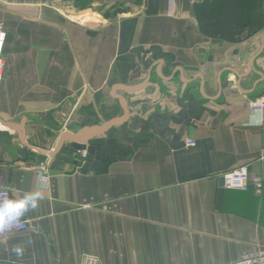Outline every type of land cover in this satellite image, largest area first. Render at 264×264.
<instances>
[{
  "label": "crops",
  "instance_id": "1",
  "mask_svg": "<svg viewBox=\"0 0 264 264\" xmlns=\"http://www.w3.org/2000/svg\"><path fill=\"white\" fill-rule=\"evenodd\" d=\"M223 1L2 0L0 187L44 198L27 231L0 239V264H228L264 247V192L222 178L264 175V110L249 109L264 95V25L203 34L200 15L222 20ZM91 10L111 14L75 15ZM123 118L92 141L98 171L65 149L41 185L34 166L65 131Z\"/></svg>",
  "mask_w": 264,
  "mask_h": 264
},
{
  "label": "built area",
  "instance_id": "2",
  "mask_svg": "<svg viewBox=\"0 0 264 264\" xmlns=\"http://www.w3.org/2000/svg\"><path fill=\"white\" fill-rule=\"evenodd\" d=\"M6 43V33L3 30L2 24L0 23V85L4 78L5 59L3 56L4 48ZM250 117L254 119L256 115L260 114L264 110V96L256 101L249 102ZM195 140H188V146H194ZM51 161L50 157L42 159L39 163L34 166L37 172L38 178L41 182V178L46 179V185L51 184ZM224 185L228 189H239L243 191H253L258 195H262L264 192V175L261 173H250L247 167H241L232 170L224 174ZM13 198L12 188L0 187V200ZM30 221L24 216L12 225L8 230L0 232V239L6 238L13 234H19L29 229ZM81 264H100V258L96 255L85 256ZM228 264H264V247L253 248L244 252L237 260Z\"/></svg>",
  "mask_w": 264,
  "mask_h": 264
},
{
  "label": "trees",
  "instance_id": "3",
  "mask_svg": "<svg viewBox=\"0 0 264 264\" xmlns=\"http://www.w3.org/2000/svg\"><path fill=\"white\" fill-rule=\"evenodd\" d=\"M93 0H74V4L78 7H83ZM263 0H228L223 1L222 20L211 22L212 12L211 8H206L205 13L200 15L201 32L210 36H222L224 38L234 40L245 31L248 26L249 20L251 25L260 26L264 25V15L262 10ZM121 9L114 10L112 15L119 13ZM106 16L110 12H106ZM250 25V24H249ZM260 29V28H258ZM258 29L254 31H258ZM252 32V30H250ZM253 33V32H252Z\"/></svg>",
  "mask_w": 264,
  "mask_h": 264
},
{
  "label": "water",
  "instance_id": "4",
  "mask_svg": "<svg viewBox=\"0 0 264 264\" xmlns=\"http://www.w3.org/2000/svg\"><path fill=\"white\" fill-rule=\"evenodd\" d=\"M144 49L141 47H137L135 49V54L137 55V53L139 51H143ZM145 53H148L145 51ZM255 99V98H254ZM125 112H127L126 110V102H125ZM1 120V119H0ZM125 120V118L119 120V121H114V122H108L107 124H105L102 127H99L97 129L91 130L92 127L89 128H84L78 131H65L59 138L56 147L48 152L47 154L50 157H57L60 152H62L63 150H67L72 154H80V155H84V153L86 152V157H90L92 159V163L90 166V170L93 172H96L100 169V167L102 166V164L105 162V159H98L97 158V146L95 144L92 143V141L95 139H98L101 137L102 133L107 130L108 128L114 126V125H118L121 124L123 121ZM2 121V120H1ZM4 123V122H3ZM193 127H190V136L192 135L193 132ZM18 132L20 134H23V130L22 128L18 130ZM96 135V136H95ZM22 136V135H21ZM23 142H25L26 138H22ZM20 155L25 156L24 158L27 159V150L26 149H22L18 151Z\"/></svg>",
  "mask_w": 264,
  "mask_h": 264
},
{
  "label": "clouds",
  "instance_id": "5",
  "mask_svg": "<svg viewBox=\"0 0 264 264\" xmlns=\"http://www.w3.org/2000/svg\"><path fill=\"white\" fill-rule=\"evenodd\" d=\"M46 184V179L41 178V185ZM44 198L43 192L37 190L24 194L20 198H7L0 200V232L8 230L17 223L29 209L38 207ZM12 251L17 257L23 256L24 249L20 246L13 247Z\"/></svg>",
  "mask_w": 264,
  "mask_h": 264
},
{
  "label": "rangeland",
  "instance_id": "6",
  "mask_svg": "<svg viewBox=\"0 0 264 264\" xmlns=\"http://www.w3.org/2000/svg\"><path fill=\"white\" fill-rule=\"evenodd\" d=\"M1 3H2V0H0V4H1ZM74 5H75V7H76L77 9H79V7H78L76 4H74ZM118 8H121V5H118ZM78 11H79V10H78ZM93 11H95V12H93ZM95 13H96V14H100V15L102 14V15H105V16H106V14H107L104 10H91V11L82 12V13H81V12H80V13H79V12H76L75 15H78V16H77L78 19H79V20H82V19H83V18H82L83 15H88V16L90 17L91 14H92V15H96ZM110 13H111V12H110ZM119 13H120V12H119ZM92 15H91V17H93ZM114 15H115V14H114ZM114 15H113V16H114ZM96 16L98 17V15H96ZM216 16H218V15H216Z\"/></svg>",
  "mask_w": 264,
  "mask_h": 264
}]
</instances>
